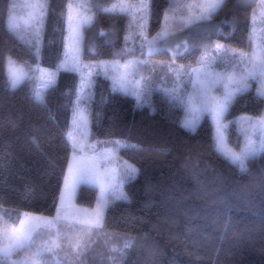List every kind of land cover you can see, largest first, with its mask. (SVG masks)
I'll use <instances>...</instances> for the list:
<instances>
[{
  "label": "trees",
  "instance_id": "1",
  "mask_svg": "<svg viewBox=\"0 0 264 264\" xmlns=\"http://www.w3.org/2000/svg\"><path fill=\"white\" fill-rule=\"evenodd\" d=\"M43 1L0 0V197L13 218L24 212L53 216L64 190L72 154L66 133L72 128V102L80 86L79 74L60 68L71 6L84 5L80 8L93 16L92 24L83 28L81 44L82 62L92 65L120 59L117 53L130 31L128 13H108L104 9L116 3L138 6L142 2ZM40 2L46 15L36 56L19 35L27 39L31 32L22 19L33 8L25 5ZM259 3L264 0H226L213 21L221 23L224 30L212 34L211 42L215 44L218 38L230 48L249 49V30ZM12 4L16 5L14 9ZM167 6V0H151L150 35L160 30ZM10 11L20 23L18 33L6 28ZM262 26L264 20H255V27ZM101 31L106 35L101 36ZM200 54L201 50L192 49L178 56L176 64L195 65ZM8 56L20 64L27 62L26 70L38 62L56 72L46 107L33 102L36 81L10 90ZM171 62L170 53L154 54L144 74L156 65L158 78L162 74L159 65ZM93 79L95 84L88 93L89 142L118 140L137 146L118 153L134 164L139 174L124 186L128 199L115 201L105 210L104 227L98 234L89 237L78 228L65 230L68 239L59 254L61 264H264V155L250 161L248 172L241 173L216 152L210 117L204 116L195 130H190L182 127L184 109L170 106L161 94L138 106L133 97L113 92L111 81L103 75ZM256 89L253 83L248 92L234 100L228 121L264 116V100L257 96ZM34 134L39 146L31 142ZM228 141L235 147L242 145L239 124L231 126ZM98 201L96 187L79 186L77 204L94 207ZM13 222L18 223L15 219ZM77 240L82 246L92 241L79 260L71 251ZM125 241L131 247L114 262L116 254L111 248H120Z\"/></svg>",
  "mask_w": 264,
  "mask_h": 264
},
{
  "label": "snow or ice",
  "instance_id": "2",
  "mask_svg": "<svg viewBox=\"0 0 264 264\" xmlns=\"http://www.w3.org/2000/svg\"><path fill=\"white\" fill-rule=\"evenodd\" d=\"M225 3L226 0H167L160 30L155 35H150L148 27L151 0H142L138 6L113 4L104 11L128 13L131 17L130 31L124 38V47L117 53L120 59L96 65L84 64L80 58L81 29L90 26L93 17L77 13L73 24V16L69 12V30L64 37L60 68L80 76V86L72 102V128L66 133L72 153L68 165L71 176L64 178V190L60 193L54 217L24 212L13 218L11 212L3 207L4 200L0 197V264H61L59 254L68 239L66 229L78 228L89 237L98 234L104 227V210L115 201L128 199L124 186L137 177L139 169L121 162L118 152L137 146L118 140L104 142L103 147L89 143L91 98L88 93L95 84V76L102 74L111 81L113 92L133 97L138 106L148 103L154 94H161L170 106L184 109L186 119L182 127L187 129L195 130L204 116L210 117L215 125L213 139L216 152L241 173L248 172L250 161L264 155V116L256 119L246 117L242 121L227 120L234 100L248 92L253 83L257 85V96L264 100V31L257 32L253 16L248 36L249 49H233L219 42L213 44L210 36L220 31L213 21ZM11 7L14 9L16 5ZM25 7L42 9L44 5L26 4ZM45 15V11L29 12L23 23L31 28V32L27 39L19 35L36 56L40 52ZM260 15L264 19V8ZM5 24L9 32L18 33L20 23L11 11L6 14ZM100 35L106 33L101 31ZM192 49L201 50L195 65L176 64L178 56ZM160 53H170L172 62L159 65L162 74L158 78L156 65H152L149 74L145 75L149 59ZM26 64L17 65L11 57L7 59L10 90L14 92L25 82L38 80L40 83L33 88L32 99L37 105L46 107L56 73H45L39 67L32 69L30 66L26 70ZM233 124L240 125L243 137L239 151L227 142ZM31 142L39 146L40 140L34 134ZM81 185H92L101 193L97 208L90 215H82L81 210L69 211L76 189ZM91 243L89 241L82 246L77 240L72 245L71 251L77 260L87 252ZM129 247L131 243L125 241L122 247L111 248V252L116 254L113 261ZM21 253L25 254L24 257L17 258Z\"/></svg>",
  "mask_w": 264,
  "mask_h": 264
},
{
  "label": "rangeland",
  "instance_id": "3",
  "mask_svg": "<svg viewBox=\"0 0 264 264\" xmlns=\"http://www.w3.org/2000/svg\"><path fill=\"white\" fill-rule=\"evenodd\" d=\"M40 1H43V0H40ZM242 1L253 3V2H256V1H258V0H242ZM43 2H44V1H43ZM43 2H40V4L35 3V5H42ZM262 8H264V3H259V8H258V10H257L258 12H254V14H253V16H255V20L262 19V18H260V17H261L260 13H261ZM40 10H41V9H36V11H40ZM44 11H45V7H44ZM29 12H35V10L32 9V11L29 10L28 13H29ZM69 12H71V14H72V16H73V21H72L73 24H75V22H76V16H77V13H81V14H83V15L93 17L91 13L87 12L85 9L80 8V7H78V6H71ZM27 16H28V15H27ZM25 19H27V17H26V18H23L22 21H24ZM262 20H264V19H262ZM214 23H216V24L220 27V32H223L224 28H223V26L221 25V23H218V22H214ZM256 29H257V32L260 33V32H262V31H264V26H262L261 28H257V27H256ZM68 30H69V20H68ZM82 33H83V28L81 29V36L83 37ZM67 35H68V32H67ZM210 37H211V36H210ZM214 40H215L216 42L221 43V44H225L224 41H222V40H220V39H218V38H216V39H214ZM216 42H215V43H216ZM81 44H82V39H81ZM9 57H10V56H8V57L6 58V64H7V59H8ZM80 58H81V48H80ZM12 59H13V58H12ZM13 60H14V59H13ZM100 62H113V61H111V60H103V61H99V62H94L92 65H96V64H98V63H100ZM17 65H20V63H17ZM37 67H39V68L45 70V73H47V72H54V73H56V72L53 71V70H49V69L43 68L38 62H37V64L35 63V64L33 65V69H35V68H37ZM6 73H7V66H6ZM36 75H37V76H40V73H36ZM101 75H102V74H101ZM44 78L46 79V75H45ZM55 78H56V76H55ZM38 83H40V81L37 80V81H36V84H38ZM146 104H148V103H146ZM72 119H73V118H72ZM185 119H186V117L184 118V120H185ZM254 119H256V118H254ZM184 120H183V122H184ZM242 120H243V117H240V118L238 119V121H242ZM183 122H182V123H183ZM213 124H214V122H213ZM195 128H196V127H195ZM70 130H71V129H70ZM214 135H215V125H214ZM227 142H228V145H229L230 147L234 148V149L237 150V151H239L240 147L243 145V142H242V145H241L240 147H235V146H233L229 141H227ZM89 143H90V142H89ZM103 143H104V142H102V141H93V142H91V144H93V145H98V146H100V147H103ZM118 157H119V159H120L121 162H127L128 164L134 165V164H132L131 162H129V161L123 159L119 153H118ZM71 160H72V154H71V158H70V162H69V163H71ZM134 166H135V165H134ZM135 167H136V166H135ZM136 168H137V167H136ZM66 176H69V178H70V176H71V173L69 172L68 169H67V174H66ZM78 188H79V186L77 187V189H76V193H75V196L73 197V199H72V201H71V205H70V207H69V211L71 212V211H73V210H81L82 215H90V214H92V213L96 210L97 205H98V202L100 201V198H101V193L98 191L99 201L95 204L94 207H86V206H82V205H79V204L76 203V195H77ZM58 206H59V202H58L57 207H58ZM105 210H106V209H105ZM105 210H104V211H105ZM56 212H57V208H56ZM56 212H55V214H54L53 216H49V217H54V216L56 215ZM32 214H33V213H32ZM35 215H36V214H35Z\"/></svg>",
  "mask_w": 264,
  "mask_h": 264
}]
</instances>
